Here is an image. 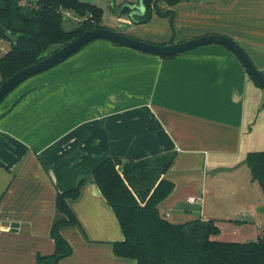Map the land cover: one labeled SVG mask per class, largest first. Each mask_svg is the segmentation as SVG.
Returning a JSON list of instances; mask_svg holds the SVG:
<instances>
[{"label": "crops", "instance_id": "0c3cea01", "mask_svg": "<svg viewBox=\"0 0 264 264\" xmlns=\"http://www.w3.org/2000/svg\"><path fill=\"white\" fill-rule=\"evenodd\" d=\"M124 1L138 3L114 0L117 13L108 14L101 3L100 24L156 43L224 34L264 74V0H158V10L171 13L153 8L145 22L118 13ZM9 47L0 39V55ZM80 49L0 102V264H40L38 253L53 252L55 195L82 177L86 183L71 202L82 228L61 229L72 250L57 263L136 264L113 253L123 234L91 177L109 155L137 160L175 152L166 172L175 188L158 206L175 222L203 217L220 227V217L204 212L218 181L226 175L240 191L256 181L245 156L264 150V87L231 50L210 43L162 57L102 38ZM189 195L201 196L202 205L188 202Z\"/></svg>", "mask_w": 264, "mask_h": 264}, {"label": "trees", "instance_id": "16d2710c", "mask_svg": "<svg viewBox=\"0 0 264 264\" xmlns=\"http://www.w3.org/2000/svg\"><path fill=\"white\" fill-rule=\"evenodd\" d=\"M157 1L143 0L144 13L134 15L133 21H147L153 8L158 15L171 13L158 10ZM165 1L173 5L180 0ZM62 9L81 17L75 27L61 26L65 17ZM102 15L101 6L83 0H0V39L10 42L9 49L0 55V83L83 30L100 26ZM174 158L175 152L137 160L109 155L92 168V180L112 208L123 234L121 240L112 243L113 253L134 259L136 264H264V228L255 239L222 240L212 237L220 232L212 218L175 222L160 213L159 204L175 188L166 175ZM245 163L264 192V150L247 152ZM85 183L86 178L82 177L74 187L56 193V216L50 227L54 250L38 253L37 263L58 264L61 257L71 252L61 229L73 225L82 228L71 202L80 196Z\"/></svg>", "mask_w": 264, "mask_h": 264}, {"label": "water", "instance_id": "95a60500", "mask_svg": "<svg viewBox=\"0 0 264 264\" xmlns=\"http://www.w3.org/2000/svg\"><path fill=\"white\" fill-rule=\"evenodd\" d=\"M110 2L114 4V0H110ZM125 7L130 9L128 15L132 20H134L133 15H141L145 10L143 0H138V3L122 2L118 7V13H121ZM97 38L107 39L122 46L157 55H175L203 44H221L231 50L249 76L264 87V74L253 64L241 45L235 39L227 35L208 33L177 42L156 43L133 37L118 28L100 25L83 30L73 39L48 52L35 62L19 68L5 78L0 83V102L9 91L26 78L63 61L89 41ZM263 209L264 208L261 207L257 208L258 211H263Z\"/></svg>", "mask_w": 264, "mask_h": 264}, {"label": "rangeland", "instance_id": "374dc122", "mask_svg": "<svg viewBox=\"0 0 264 264\" xmlns=\"http://www.w3.org/2000/svg\"><path fill=\"white\" fill-rule=\"evenodd\" d=\"M86 1L89 2L90 0ZM115 1L118 3L120 0ZM101 3L107 14L112 11L115 13L114 10L116 8L114 7V4L110 2V0L94 1V4H99V6ZM116 6L119 5L117 4ZM62 10L69 11L67 9ZM70 12L71 16L64 15L65 17L62 18L61 26L64 29L75 27L78 20L81 18L77 13L73 11ZM126 14L127 13H124L123 15ZM80 50L69 56L67 60H70L74 58V56L78 55L81 52ZM67 60H65L64 62H66ZM55 66L59 65L57 64L51 66V68L48 69H52ZM22 82L19 83L15 88H19L21 85H23ZM219 176L220 174L217 175V177ZM223 176L224 177H222L218 181L216 188L212 190L211 196H207L204 202V212L206 215L217 216L221 218V220L219 221L220 232L216 235H213L212 237L222 240L246 238L252 239L254 237L252 235L257 231V229H261L264 227V212L257 210V207L264 206V192L262 191L259 183L253 181V183H250L247 188H244L245 190H241L242 194H240L239 192L241 191L235 188V183L231 184L230 181H227L228 177L226 175ZM244 196L254 197L252 199H246V197ZM191 209L193 211H198V206L194 205ZM241 209L245 211L244 215H241L239 213ZM242 219H244L245 221H243ZM249 224H251V226H249ZM260 232H263V230H261Z\"/></svg>", "mask_w": 264, "mask_h": 264}, {"label": "built area", "instance_id": "2783aa9c", "mask_svg": "<svg viewBox=\"0 0 264 264\" xmlns=\"http://www.w3.org/2000/svg\"><path fill=\"white\" fill-rule=\"evenodd\" d=\"M63 15H69V16H71V13H70V11H63ZM186 199H187L188 202H190V203H197L200 206L203 203L202 197L199 196V195H197V196L196 195H189V196H187ZM239 213L244 214L243 211H240ZM202 219H204V218H202Z\"/></svg>", "mask_w": 264, "mask_h": 264}, {"label": "flooded vegetation", "instance_id": "af4514ba", "mask_svg": "<svg viewBox=\"0 0 264 264\" xmlns=\"http://www.w3.org/2000/svg\"><path fill=\"white\" fill-rule=\"evenodd\" d=\"M130 9H128L126 12L125 11H121V14H124V13H129ZM134 16V15H133Z\"/></svg>", "mask_w": 264, "mask_h": 264}]
</instances>
